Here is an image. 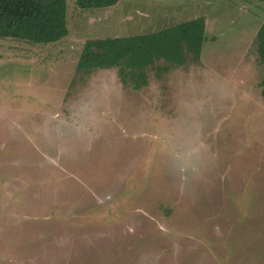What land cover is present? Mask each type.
I'll list each match as a JSON object with an SVG mask.
<instances>
[{
    "label": "rangeland",
    "instance_id": "374dc122",
    "mask_svg": "<svg viewBox=\"0 0 264 264\" xmlns=\"http://www.w3.org/2000/svg\"><path fill=\"white\" fill-rule=\"evenodd\" d=\"M195 17L199 58L138 89L76 70L87 39ZM263 18L264 0H67L63 39L1 38L0 264H264Z\"/></svg>",
    "mask_w": 264,
    "mask_h": 264
},
{
    "label": "trees",
    "instance_id": "16d2710c",
    "mask_svg": "<svg viewBox=\"0 0 264 264\" xmlns=\"http://www.w3.org/2000/svg\"><path fill=\"white\" fill-rule=\"evenodd\" d=\"M74 1L80 9H101L121 0ZM67 34V0H0V39L46 45ZM204 37V18L195 17L150 33L87 39L76 70L89 73L95 69L117 67L122 83L138 89L147 83L146 69L158 61L177 66H182L188 56L196 61ZM254 44L257 58L264 67V18Z\"/></svg>",
    "mask_w": 264,
    "mask_h": 264
}]
</instances>
